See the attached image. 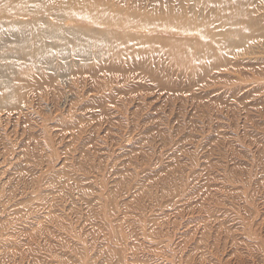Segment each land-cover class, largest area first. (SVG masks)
Masks as SVG:
<instances>
[{"label":"rangeland","instance_id":"1","mask_svg":"<svg viewBox=\"0 0 264 264\" xmlns=\"http://www.w3.org/2000/svg\"><path fill=\"white\" fill-rule=\"evenodd\" d=\"M216 1L0 0V264H264V0Z\"/></svg>","mask_w":264,"mask_h":264},{"label":"bare ground","instance_id":"2","mask_svg":"<svg viewBox=\"0 0 264 264\" xmlns=\"http://www.w3.org/2000/svg\"><path fill=\"white\" fill-rule=\"evenodd\" d=\"M200 1H201V2L203 1V3H205V1H209V0H205V1H204V0H200ZM210 1H212V0H210ZM213 1H214V0H213ZM219 1L221 2V0H219ZM225 1H226V0H225ZM236 1H238V0H235L234 2H236ZM216 2L218 3V0H217ZM220 2H219V3H220ZM223 2H224V1H223ZM234 2H233L232 4L235 5L237 2H236V3H234ZM230 4H231V3H230ZM230 4H228V5L230 6ZM232 4H231V7H230L232 10L229 9V10H227V11H231V12H232V11L234 10V11L232 12V15H233V13L236 14V11H237V13H238V12H241V11L236 10V8L234 9V8L232 7V6H233ZM238 4H239V3H238ZM240 4H241V3H240ZM201 5H202V4H201ZM242 5H243V6H242ZM245 5H246V4H241V5H238V6L236 5V6H237V7L240 6V8H242V7H244ZM229 6H228V7H229ZM212 7H213V6H211V8H212ZM214 7H215V6H214ZM214 7H213V8H214ZM221 7H222V6H221ZM225 7H226V6H224V9H225ZM248 7H250V4H247V9H248ZM219 8H220V7H219ZM244 8H246V6H245ZM250 8H251V7H250ZM224 9H223V10H224ZM227 9H228V8H227ZM237 9H238V8H237ZM103 10H105V9H103ZM106 10H107V9H106ZM213 10H216V8H215V9H212V11H213ZM245 10H246V9H245ZM245 10H244V11H245ZM247 11H248V13L250 12L249 9H248ZM111 12H112V11H111ZM214 12H215V13H216V12H219V10H218V11L216 10V11H214ZM245 12H246V11H245ZM245 12H243V13H244L245 15L247 14L246 16H247L248 18H251V17H252L250 13H249V16H251V17L248 16V13H247V12H246V13H245ZM251 12H252V9H251ZM117 13H118V12H117ZM225 13H227V12H226V9H225ZM228 13H229V12H228ZM87 14H89V13H87ZM118 14H119V13H118ZM118 14H116V13H115V14H113V13L111 14V13H109V11H108V12H105V11H102V10H100V9L98 10V8H97V10H94L92 13L89 14L88 19H89V21H92V22H94V23H97L98 25H101V26H107V25H108V26H112V25H113L114 27H115V26L117 27V26H120V17H119L120 15H118ZM174 14H175V13H174ZM212 14H213V12H212ZM216 14H218V13H216ZM244 14H243V15H244ZM243 15H242V17L245 18L246 16L244 17ZM123 16H124V15H123ZM126 16H127V15H125V17H121V24H122V26H125L126 23L128 24V20H127V17H126ZM130 16H133V15H130ZM216 16H217V15H216ZM216 16H214V17L212 16V18L209 17V18L211 19V22H212V19L215 18ZM220 16H221V15H220ZM222 16H223V15H222ZM226 16H227V15H226ZM228 16H229V14H228ZM237 16H238V15H237ZM237 16H235V17H237ZM240 16H241V14H240ZM128 17H129V16H128ZM218 17H219V16H218ZM218 17H217V18H218ZM231 17H233V16H231ZM238 17H239V16H238ZM238 17H237V18H238ZM130 18H131V17H129L128 19H130ZM132 18H133V17H132ZM167 18H168V17H167ZM167 18H166V19H167ZM177 18H178V17H177ZM209 18H208V20H209ZM220 18H221V17H220ZM223 18H227V17L223 16ZM228 18H229V19H228L229 23H226V22H225V24L227 25L226 30L224 31L225 33H223V34L220 33V34H219V33L217 32L218 35H219V37H218V36H216V37H218V39H219V44L221 45V41L225 39V37H224L225 35H224V34H226V35L228 36V39L231 38V39L233 40L234 37L239 38V39H234V40H235V41H236V40H238V41L240 40L239 42H241V43H240V45H241V44H242V40H244V39L246 40L247 38H249L248 35H249L250 30H251L252 28L249 29L250 27H248L246 24L242 23L241 21L244 20V19L242 20V18H241V21H239V19L236 20V18H235L234 22H233V21H230V16H229ZM248 18H247V19L245 18V19L248 21V20H249ZM178 19H179V18H178ZM203 19H204V18H203ZM203 19H201V20H203ZM221 19H222V18H221ZM131 20H132V19H130V22H131ZM149 20H151V19H149ZM154 20H155V19H154ZM154 20H153V21L151 20V21L155 23ZM170 20H171V19H170ZM187 20H188V19H187ZM204 20H205V19H204ZM204 20H203V21H204ZM208 20H207V21H208ZM217 20L220 21V25L218 24V26H221V23H222L224 20H226V19H224V20L222 19V22H221L220 19H217ZM217 20H216V21H217ZM251 20L253 21V19H251ZM251 20H249L250 23H251ZM132 21H134V20H132ZM144 21H145V20H143V22H144ZM158 21H159V20H158ZM161 21H162V20H161ZM171 21H172V20H171ZM193 21H194V19H193ZM193 21H191V22H193ZM214 21H215V20H214ZM235 21H237V22L239 21L240 23H239V22L237 23V22H235ZM140 22H141V21H140ZM143 22H142V24L144 25L145 23H143ZM195 22H196V21H195ZM195 22H193V23H194L193 25H196ZM205 22H206V20H205ZM205 22H204V23H205ZM211 22L208 21L207 24L209 25ZM245 22H246V21H245ZM146 23L148 24V21H146ZM150 23H151V22H150ZM160 23H161V22H160ZM168 23H169V19H168ZM171 23H172V22H171ZM171 23H169V24H171ZM173 23H174V22H173ZM189 23H190V22H189ZM215 23H217V22H215ZM215 23L213 22V24H215ZM129 24H130V23H129ZM129 24H128V25H129ZM211 24H212V23H211ZM223 24H224V22H223ZM223 24H222V26H221V27H222V28H221L222 30H223V27H224V25H225V24H224V25H223ZM137 25H138V23H137ZM145 25H146V24H145ZM182 25H183V24H182ZM171 26H172V25H171ZM214 26H215V25H214ZM194 27H195V26H194ZM216 27H217V26H216ZM186 28H188V27L186 26ZM192 28H193V27H192ZM204 28H205V27H204ZM209 28H210V27H209ZM176 29H177V28H176ZM180 29H182V28L180 27ZM184 29H185V28H184ZM221 29L218 30V31H222ZM251 31H252V30H251ZM211 33L214 34L213 31H212ZM215 34H216V32H215ZM221 35H222V36H221ZM223 35H224V36H223ZM220 36H221V38H220ZM223 38H224V39H223ZM209 39H210V38H209ZM220 39H222V40L220 41ZM198 40H199V39H198ZM204 40H205V39H204ZM232 40H230V42H231ZM245 40H244V41H245ZM120 41H121V40H120ZM206 41H207V40H206ZM206 41H205L204 43L202 42V44H200V47H199V45H198L199 50H198V48H196V51H197L198 53L201 52V55H200V53H199V55H196L197 53H196V54L194 53L196 56H198V58H199L200 60L203 58V56H204L205 54H206V55L208 54L209 46L212 45V48L214 47V46H213L214 44H210V45H208V43H207ZM209 42H210V41H209ZM216 42H217V41H216ZM232 42H233V41H232ZM222 43H223V42H222ZM226 43H227V41H226ZM226 43H225V44H226ZM234 43H237V41L234 42ZM225 44H224V45H225ZM215 45H216V44H215ZM228 45H229V44H228ZM232 45H233V43H232ZM237 45H238V44H237ZM234 46H235V45H234ZM123 47H125L126 49L128 48L127 46H125V44H124L123 46H122V44H121V48H123ZM227 47H228V46H227ZM230 47H232V46H230ZM230 47H229V48H230ZM173 49H175V48H173ZM216 49H217V51H218L220 48H219V47H218V48H215V47H214V52H217V51H215ZM130 50H131V49H130ZM171 50H172V49H171ZM220 50H221V49H220ZM220 50H219V51H220ZM173 51H175V52L177 51V52H178L179 50L175 49V50H173ZM196 51H194V52H196ZM211 51H212V50H211ZM175 52H174V53H175ZM209 52H210V51H209ZM189 53H190V52H189ZM210 53H211V55H212V52H210ZM180 54H181V53H180ZM186 54H187V53H186ZM186 54H184V55H186ZM214 54H215V53H213V55H214ZM175 55H176V54H175ZM177 55H179V53H178ZM195 55H194V56H195ZM202 55H203V56H202ZM209 55H210V54H209ZM209 55H207L206 58H208ZM211 55H210V56H211ZM192 56H193V55H192ZM199 56H201L202 58H200ZM186 57H187V55H186ZM188 57H189V54H188ZM211 57H212V56H211ZM179 58H180V56H179ZM189 58H191V56H190ZM194 58H195V57H194ZM177 59H178V58H177ZM199 59H198V60H199ZM208 59H210V58H208ZM208 59H207V60H208ZM193 60H194V59H193ZM195 60L197 61V58H196ZM203 60H205V59L203 58ZM76 186H77V185H76ZM76 188H77V187H76ZM51 198H52V197H51ZM12 199H13V198H12ZM52 199H53V198H52ZM9 200H10V199H9ZM4 201L6 202V200H4ZM45 202H46V201H45ZM15 203H16V202H15ZM17 203H18V202H17ZM39 204H40V203H39ZM41 204H42V203H41ZM9 205H10V204H9ZM22 205H23V204H22ZM15 227H16V226H15Z\"/></svg>","mask_w":264,"mask_h":264}]
</instances>
